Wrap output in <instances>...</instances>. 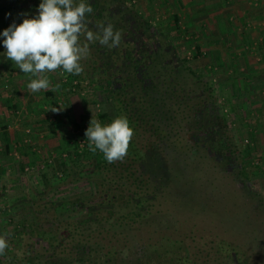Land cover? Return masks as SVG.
I'll return each mask as SVG.
<instances>
[{"label":"trees","instance_id":"trees-1","mask_svg":"<svg viewBox=\"0 0 264 264\" xmlns=\"http://www.w3.org/2000/svg\"><path fill=\"white\" fill-rule=\"evenodd\" d=\"M18 2L20 0H9L0 12L11 10ZM85 2L93 8L88 16L89 29L95 32L98 24L107 25L105 21H108L126 44L123 33L129 34L130 19L140 18L136 8L125 11L127 18L123 15L109 17L108 8L122 0ZM156 37L158 41L150 59L141 61L151 64L142 65L141 71L133 70V64L124 61L121 43L114 48L102 46L98 41L89 44L90 53L81 60L82 73L71 74L70 78L82 77L84 64L90 58L92 70L99 74L98 83L112 84L107 96L114 108L101 117L107 125L120 116L128 119L134 136L127 155L122 161L110 164L97 150L94 159L99 174L96 197L100 200L78 203L76 212L63 214L49 228L41 229L32 224L28 227L32 242L26 243L25 263L17 256H10L0 257V264H100L102 260L104 264H147L154 254L159 264H193L182 245L189 222L171 209L169 195L171 183L181 180V175L176 176L173 170L183 171L190 165L196 170L209 171L212 181L220 173L219 169L223 174L231 170L239 188L245 189L248 198L261 206L262 198L249 184L246 162L230 133V125L225 116L213 108L216 96L211 84L191 64L184 62L171 37L163 32H158ZM80 39L81 43L87 42L84 37ZM128 56L135 59L133 54ZM109 58H113L112 64L107 62ZM59 85L61 89H68L69 84L61 81ZM199 113L216 119L214 125L218 141L226 149L228 167L219 164L200 142L193 143V137H189L197 130ZM78 148L76 144L75 149ZM87 151L86 154L91 152ZM149 163L160 172H153ZM252 209L256 212L257 208ZM23 229L24 225L18 228L20 235ZM217 246L221 254L226 253V260L235 258L233 264L246 256L243 250L241 254L235 253L236 246L232 242L222 241ZM226 264L232 263L226 261Z\"/></svg>","mask_w":264,"mask_h":264},{"label":"rangeland","instance_id":"rangeland-1","mask_svg":"<svg viewBox=\"0 0 264 264\" xmlns=\"http://www.w3.org/2000/svg\"><path fill=\"white\" fill-rule=\"evenodd\" d=\"M131 1H134L136 9L141 11L142 15L159 32L167 34L175 41L176 46L189 64L199 72H203L202 74L211 84L219 113L227 119L231 128L230 133L246 162L249 184L262 198L261 206L251 198L249 199L246 190L239 188L241 187L239 183L234 181L235 177L231 170L223 174L219 169L220 173L215 175L216 179L213 181L211 180L213 176L209 171L196 170L192 165L183 171L173 170L176 176L181 175V180L171 183V192L169 193L171 209L179 213L182 220L191 224L186 223L188 228L186 239L181 236L185 239L182 244L184 253L190 256L193 264H226V261L233 264L232 261L235 258L230 257L226 260V253L221 254L219 246H217L219 242L227 241L234 243L235 253L239 254L243 250L246 255L242 259L238 255L239 263L236 264H264V151L260 143L261 140L257 141V138H253L254 135H260L262 130L259 124L264 109L262 108L264 97L262 94H258V97H249L250 93L245 95L239 93L238 95L236 87L240 84L243 86L244 82L239 84L234 80H228L233 74L226 76L228 78L225 79V74L229 72L226 66L222 72L217 73L220 66H215L212 63V56L209 59V55L201 54L192 47L186 48L184 42L190 39H186L187 34L183 35L185 33L182 30H176L173 17L168 15L165 1ZM8 3L9 0H0V8ZM40 3L41 0H20L11 10L5 13L0 12V33L13 22L18 25L23 22L24 18L37 16ZM150 11L151 13L148 14ZM3 39L0 35V77L3 78V82L1 81L3 88L7 89L11 82H5V79L10 74H13L12 80L19 86L21 82L17 77L18 74L21 77L30 76L21 72L11 60L6 58ZM246 51L250 52L251 49H246ZM257 58L261 59V56L258 54ZM205 59L208 60L207 64L202 63ZM216 67L217 69H215ZM57 71L46 74L51 81V86L60 84L62 81V77ZM220 74L222 75L219 76ZM234 76L236 77V75ZM87 79L86 75L79 77L81 83L76 90L59 88L56 92L41 90L31 93L32 102L37 104L34 106H38L46 96L45 104L50 110L47 116H43L42 119L40 117L36 121L38 124L36 127L27 128L31 130V135L29 134L31 143L23 142L19 146L21 150H16L13 153L14 161L20 164L23 162L21 154L24 151L26 162L22 164H25L24 168L25 166L33 167V170L31 169L29 172L24 170L25 182L23 177L22 180L18 178V170L15 174H11L16 178L13 181L15 183L12 187L14 190L9 188L5 198L10 199L11 204L16 202L18 207L0 209V236L6 237L8 243L4 256H17L25 263V246H27L26 243L32 242L28 227L36 224L41 229L49 228L63 214L76 212L78 203L98 199L96 197L98 191L96 181L99 174L94 160L96 153L86 154L85 147L82 148L85 149L84 151L78 153L76 150L79 148L75 149V145L79 146V140H87L85 132L91 119L100 122L101 126L107 125L106 120L101 116H104V113L110 111L111 108H107L104 104L103 94L98 93L97 95L92 87L85 83ZM6 89L3 90L6 91ZM56 97L59 98L55 101H61L62 107L56 102L55 104L58 106H55L53 100ZM51 108H57L59 111L53 112ZM44 118L47 119L50 128H48L47 135L45 136L46 132H42L43 138L37 141L38 132L36 131L37 129L39 131V124H42ZM254 126L255 128H253ZM217 144L210 149V156L216 157L219 164L224 163L226 166V149L220 140ZM19 151H22L21 154ZM33 152L37 154H33ZM42 156H44L43 162H36L37 158H42ZM149 164L154 170L153 172H160L153 163ZM21 166L19 165V167ZM40 166H44V168L38 171ZM254 206L257 208L256 212L252 209L255 208ZM19 225L21 227L24 225L25 228L21 235V232L17 231L18 228H21ZM179 231L181 230L179 229ZM49 236L51 235H46V237ZM39 239L40 237L37 240ZM91 259H95V257ZM158 261L157 254H154L147 264H159ZM100 264H104L103 260Z\"/></svg>","mask_w":264,"mask_h":264},{"label":"crops","instance_id":"crops-1","mask_svg":"<svg viewBox=\"0 0 264 264\" xmlns=\"http://www.w3.org/2000/svg\"><path fill=\"white\" fill-rule=\"evenodd\" d=\"M161 1L166 2L168 15L173 17L176 30H182L185 33L183 35L187 34L186 39H190L184 42L186 48L192 47L201 54L209 55V59L212 56V63L215 66H220L217 73L222 72V69L226 66L229 72L224 77L233 75H231V78L226 77L225 79L234 80L239 84L244 82L243 86L240 84L236 87L238 88V95L239 93L243 95L250 93L248 94L249 97L258 94H262L264 97V0ZM150 13L151 11L148 14ZM246 49H251V51L248 52ZM258 54L261 59L257 58ZM202 63L207 64L208 60L205 59ZM9 77L5 79V82H11L7 89L6 87L3 88V78L0 77L2 86H0V209L18 207L16 202L11 204V200L5 198V196H7L9 188H12L15 184L13 181L16 178L11 174H15L18 170V178L22 180L23 177V181H26L24 169L21 168L25 165L22 163L26 162V155H23L24 151H19L20 154L22 152L21 160L23 162L18 164L14 161L13 153L20 149L19 146L27 137L25 130L32 126L36 127L38 125L36 121L40 117L42 119L43 116H47L50 110L45 104L47 101L46 96L43 97L44 99L42 98L43 100L40 99L42 102L40 101L38 106H34L37 104L32 102V92L27 87L30 77H21L18 74L17 77L21 82L20 86L12 80L13 74H10ZM222 79L224 78L222 77ZM3 89H6V91ZM58 98L56 97L53 100L54 104ZM56 103L62 107L61 101ZM58 105L55 104L56 107ZM239 107L243 108L242 106ZM26 116L28 117L26 118ZM260 118L261 133L260 135H254L253 138H257V141L258 139L261 140L260 143L263 146L261 148L264 151V109ZM47 122V119L44 118L42 124H39V131L36 128V132H38L37 141L43 138L42 132H46L45 136L47 135L48 128H50ZM33 154L37 153L33 152ZM39 155L41 156V154ZM29 156L32 158L31 155ZM43 157L37 158L36 162L42 163ZM19 165L22 166L19 167ZM12 189L14 190V188ZM3 258L7 259V256H3Z\"/></svg>","mask_w":264,"mask_h":264},{"label":"clouds","instance_id":"clouds-1","mask_svg":"<svg viewBox=\"0 0 264 264\" xmlns=\"http://www.w3.org/2000/svg\"><path fill=\"white\" fill-rule=\"evenodd\" d=\"M92 13L91 4L85 0L78 3L76 0H41L37 16L24 18L18 25L13 22L0 33L6 58L30 76L27 85L30 92L59 90V84L51 86L47 73L58 69L73 75L82 73L81 60L89 55L90 43L98 41L108 48L119 46L121 34L114 31L112 24H98L95 32L89 29L88 16ZM81 37L87 43H81ZM51 111L59 109L51 108ZM85 136L89 150L93 153L99 150L111 164L126 157L134 130L123 116L105 126L91 119ZM7 248V238L0 236V257Z\"/></svg>","mask_w":264,"mask_h":264},{"label":"flooded vegetation","instance_id":"flooded-vegetation-1","mask_svg":"<svg viewBox=\"0 0 264 264\" xmlns=\"http://www.w3.org/2000/svg\"><path fill=\"white\" fill-rule=\"evenodd\" d=\"M133 2L134 1H131V0H122V2L115 3L114 6L108 8L110 10L109 12H107L108 16L113 17L114 15L116 16L123 15L124 17L127 18V15L124 14L125 11H127L128 8L132 9V11L135 10L133 8L134 6ZM135 11H137L140 16L139 20L130 19L129 34L127 32L123 33V38L125 37V43L129 45L128 46L129 48L126 46V44H124L123 41H120V43L122 45L121 47L122 55L126 57V58H123L124 61L126 60V62H129L130 64L132 63L134 66L133 70L141 71L142 65L145 66V65L151 64V62H148V61L142 64L141 61L150 59V55L153 53V49L154 47H156V44L158 41V38L156 37V35L158 34L159 31L155 28V26L149 20H147L142 15L141 12H139L137 9ZM109 21L112 22V20H109ZM105 23L109 24L108 21H105ZM149 25H151V27L150 29H147ZM127 52L129 53L127 54ZM131 54L134 55L135 59L128 56ZM182 57L185 59L184 61L185 63H189L183 55ZM100 61L102 62L101 59ZM91 62L92 61L89 58L86 60L84 64V75H86V78H88L87 82L85 83L89 84L90 87H92V90H94L97 93V95L98 93L103 94V96L105 97V99L103 97L104 104L107 106V108H114L113 103L109 100V97H108L109 91L112 90L113 86L111 83L110 85L105 84V86L98 83L99 74L98 72L96 73L92 70ZM107 62L109 64H112L113 58L107 59ZM76 79L79 80V78H76ZM213 108H217L218 110V105L216 104V102H215V106L213 105ZM205 114L206 113H199V125L197 126V130L194 131V134L193 133L189 134V137L190 138L193 137L192 138L193 143L200 142L199 144H201V146L206 149L205 151L209 152L210 154V151H211L210 149L218 145L217 144L218 143V132L216 131L215 125H214V121L216 119H213L211 117H206Z\"/></svg>","mask_w":264,"mask_h":264},{"label":"built area","instance_id":"built-area-1","mask_svg":"<svg viewBox=\"0 0 264 264\" xmlns=\"http://www.w3.org/2000/svg\"><path fill=\"white\" fill-rule=\"evenodd\" d=\"M59 74L62 77V81L63 82H67L69 84L68 85V89L76 90L77 88H79V85H80L81 82L79 80H77L76 78L75 79L70 78L71 74L64 72L62 69H59ZM25 132L27 134V137L24 139V142L26 144H30L31 143V138L29 137V134L31 135V130L30 129H26ZM88 144H89L88 140H86V141L85 140H82V141L79 140V146L81 148L79 147L77 152L79 153L80 151H84L85 149L84 150L82 149L84 147L86 148V150H89ZM43 168H44V166L43 167L42 166L38 167V171L42 170ZM31 169L33 170V167H30V166H25V168H24L25 172H29V171H31ZM57 175L59 176V173H57Z\"/></svg>","mask_w":264,"mask_h":264}]
</instances>
